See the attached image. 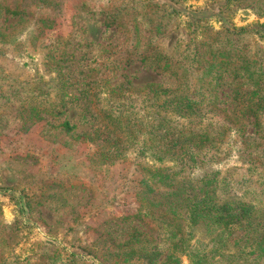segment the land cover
I'll list each match as a JSON object with an SVG mask.
<instances>
[{"label":"rangeland","instance_id":"1","mask_svg":"<svg viewBox=\"0 0 264 264\" xmlns=\"http://www.w3.org/2000/svg\"><path fill=\"white\" fill-rule=\"evenodd\" d=\"M0 264H264V0H0Z\"/></svg>","mask_w":264,"mask_h":264},{"label":"trees","instance_id":"2","mask_svg":"<svg viewBox=\"0 0 264 264\" xmlns=\"http://www.w3.org/2000/svg\"><path fill=\"white\" fill-rule=\"evenodd\" d=\"M194 212L196 213V210H193V216L192 217H194V214H195ZM235 219H236V216L235 215H232L227 220H225L222 225H225V228H227L231 223H233V221Z\"/></svg>","mask_w":264,"mask_h":264}]
</instances>
